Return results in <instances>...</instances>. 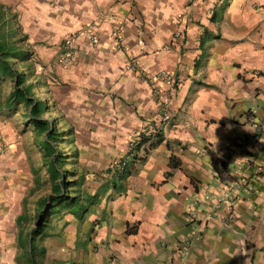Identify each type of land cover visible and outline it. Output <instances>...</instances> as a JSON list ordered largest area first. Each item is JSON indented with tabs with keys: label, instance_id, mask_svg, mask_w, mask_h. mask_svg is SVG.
<instances>
[{
	"label": "crops",
	"instance_id": "obj_1",
	"mask_svg": "<svg viewBox=\"0 0 264 264\" xmlns=\"http://www.w3.org/2000/svg\"><path fill=\"white\" fill-rule=\"evenodd\" d=\"M0 2L49 62L45 88L58 110L111 141L114 156L93 191L72 195L82 212L52 211L38 227L49 195L36 170L42 134L27 116L19 125L0 81V264H264V0ZM91 22L97 43L79 36L75 60L60 68L65 39ZM129 57L175 76L174 87L158 84L172 118L113 189L112 162L161 112L153 86L125 69Z\"/></svg>",
	"mask_w": 264,
	"mask_h": 264
},
{
	"label": "rangeland",
	"instance_id": "obj_2",
	"mask_svg": "<svg viewBox=\"0 0 264 264\" xmlns=\"http://www.w3.org/2000/svg\"><path fill=\"white\" fill-rule=\"evenodd\" d=\"M14 8L10 4L0 2V50L7 53V58L15 72L22 74L24 84L32 85L30 92L42 102V109L38 117L50 121L55 135L58 136L51 143V146L48 143L45 144V133L36 136L35 142L39 145H41L43 139L42 169L36 168L38 180L41 181V183L38 182L40 190L44 196L48 194V197L54 196L57 194L55 192L58 183L62 179L66 183L62 188L61 195L72 196L76 191H85L86 188L88 191H93L98 181L107 175L108 166L114 158L109 145L111 141L99 138L93 139L92 135L89 136V133L85 131L83 125H77L74 120H70L67 115L58 110L57 100H53L51 94L45 88L47 73H49V62L42 63L37 58L34 45L26 43L25 33L19 25L17 11L13 10ZM180 18H183V14H180L177 19ZM176 30L183 32V28L176 27L173 34ZM56 65L64 69L67 67L61 63L60 59H58ZM50 68L53 67L50 65ZM43 71L45 72L43 73ZM3 76L0 77V81L2 84L5 81V93H7L10 86L13 90V77ZM13 108L17 110L15 116L18 119L21 118L19 125L26 128L24 121L30 104L22 102L13 106ZM30 129L31 127L27 131H31ZM255 168L259 172V165H256ZM56 170L60 171L62 178L56 174ZM191 178L196 180L195 177ZM75 181L77 184H74ZM64 207L63 205L54 206L53 212L61 211ZM62 212L64 211L62 210ZM62 235L65 237L63 243L66 244L67 234H60V236ZM77 250L80 251V248L77 247Z\"/></svg>",
	"mask_w": 264,
	"mask_h": 264
},
{
	"label": "built area",
	"instance_id": "obj_3",
	"mask_svg": "<svg viewBox=\"0 0 264 264\" xmlns=\"http://www.w3.org/2000/svg\"><path fill=\"white\" fill-rule=\"evenodd\" d=\"M98 22H91L87 24L84 28L76 33L70 34L65 39V45L68 47V51L64 53L60 60L65 66L72 64L75 60L77 53L76 40L79 36H84L88 43L95 45L99 38L98 33ZM183 36L182 31L176 30L173 34L174 40H178ZM114 47L116 50L123 49V40L116 33L114 36ZM125 69L130 70L135 73L139 78L147 81L151 86H153V93L159 97L161 112L159 116L158 125L153 122H146L142 125L141 129L137 131L133 137L128 141L127 152L124 156L115 159L110 167L111 173L120 172L123 167L133 165L135 162L142 159L147 151L151 149V143H154L159 137L162 136V128L160 124H168L172 118L169 101L162 95V91L159 89V83L168 84L170 87H174L176 84L175 76L168 70L160 69L153 73L147 71L145 68L141 67L133 57L127 59ZM249 121H252L251 117H247ZM146 138V141L139 145V142ZM139 147V148H138Z\"/></svg>",
	"mask_w": 264,
	"mask_h": 264
},
{
	"label": "trees",
	"instance_id": "obj_4",
	"mask_svg": "<svg viewBox=\"0 0 264 264\" xmlns=\"http://www.w3.org/2000/svg\"><path fill=\"white\" fill-rule=\"evenodd\" d=\"M8 75L10 77H13V90L10 94V102L12 107L18 104H21L22 102H27L30 104V108L27 111V118L28 123L33 127L34 131H36L38 134L45 133V144L47 143L51 146V143L54 142L56 139L53 126L50 121L47 119L39 118L38 115L41 112L42 109V102L35 98L32 95L31 84H24V79L22 74L16 73L13 69V66L11 65L9 59L7 58V53H3L0 50V76ZM52 126V128H51ZM163 137H159L154 143H151V148H153L155 145H157ZM146 141V138L142 139L139 142V145L143 144ZM139 148V147H138ZM131 165L123 167V169L120 172L111 173L114 178V180H111V186L113 189H116L117 182L124 181L130 174H131ZM111 172V169H110ZM56 174L62 178V174L59 170H56ZM66 181L60 179L58 183V187L56 189L57 193L54 196H49L46 200V204L44 206V209L40 213L38 219H37V226L40 227L44 224L47 216H49L54 206H62L64 205L66 208H76L73 210L74 212H82L83 208L81 207V204L78 200H75L73 196L69 195H61L62 188L65 186ZM119 187H117L118 190ZM95 200L94 195L90 196L88 198L89 203H93Z\"/></svg>",
	"mask_w": 264,
	"mask_h": 264
}]
</instances>
